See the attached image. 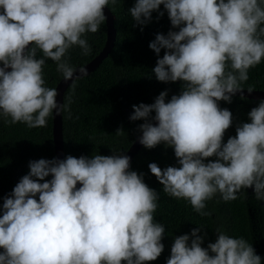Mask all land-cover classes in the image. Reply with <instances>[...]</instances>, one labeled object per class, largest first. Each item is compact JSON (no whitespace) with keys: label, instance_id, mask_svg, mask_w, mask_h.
I'll return each instance as SVG.
<instances>
[{"label":"clouds","instance_id":"1","mask_svg":"<svg viewBox=\"0 0 264 264\" xmlns=\"http://www.w3.org/2000/svg\"><path fill=\"white\" fill-rule=\"evenodd\" d=\"M108 4L0 0V116L37 128L47 125L54 110L65 109L57 103V89L44 86L43 65L51 59L66 81L72 79L74 69L63 57L73 46L89 54L82 36L99 30ZM161 5L178 31L158 33L149 43L158 57L152 72L160 82L180 81L183 87L167 102L165 90L151 104L133 105L129 120L144 121L138 126L144 148L171 147L179 166L162 169L152 162L151 174L168 196L188 201L202 216L210 215L205 202L217 193L227 202L252 188L255 199L264 201V99L226 143L233 115L218 103H232L238 92L243 98L240 84L264 59V0H136L128 10L132 27L150 23L153 12L157 20L163 17ZM130 161L123 153L29 161V172L0 207V264L157 260L165 233L153 216L159 195L143 173L130 170ZM201 229L175 237L166 264H261L253 245L219 229L215 242L202 247L207 233L199 235Z\"/></svg>","mask_w":264,"mask_h":264},{"label":"trees","instance_id":"2","mask_svg":"<svg viewBox=\"0 0 264 264\" xmlns=\"http://www.w3.org/2000/svg\"><path fill=\"white\" fill-rule=\"evenodd\" d=\"M135 2L136 0H117L116 4H112L109 0L107 7L114 16L116 29L114 45L95 70L74 79L64 92L62 104L66 107L62 111V134L65 157L72 155L79 158L83 155L90 158L97 154H125L140 133L138 126L144 122L129 120L133 113L132 106L151 104L165 90L168 93L167 102L172 95H179L182 90L180 81L164 83L156 79L152 69L156 66L158 57L149 48V43L155 39L156 34L167 35L170 29H178H172L163 5L160 6V11L165 14L159 20L156 19L158 13L153 12L150 23L132 27L134 20L128 10ZM141 27L143 31L140 30ZM82 38L90 45L89 54L84 55L79 46H73L63 57L73 69L87 63L101 50L106 39V22L100 25L96 33L87 32ZM164 52L165 49H162L159 58L163 57ZM42 57L43 53L38 50L37 58ZM248 76L249 79L240 84L241 88L264 90V59L249 69ZM62 77L57 71V63L46 59L43 65L44 86L55 88ZM259 101L260 99L234 95L232 103L218 102L221 108L229 109L233 115L232 126L224 135L225 143L229 137L236 135L237 124L250 122L247 114ZM9 121L10 117L0 116V207L3 197L10 194L21 177L29 172V161L54 158L52 114L47 118L45 127L29 128L25 123L11 124ZM121 128L123 132L118 133L117 130ZM208 159L214 160L215 157ZM152 162L162 169L179 166L174 150L164 144L153 149L142 146L130 163V170L143 173L144 182L158 192V207L153 216L156 222L165 226L161 241L164 251L157 260L148 264H166L174 238L190 235L191 230L198 227L202 228L199 235L207 233L202 247L206 248L208 243L215 242L216 230L219 229L231 237L244 238L255 249L251 215L254 209L260 215L259 227L264 246V201L256 200L254 193L242 189L237 193L236 200L227 202L217 193L205 202L203 211L210 215L202 216L188 201L170 197L163 191V186L148 168V164ZM51 178L49 176L45 179ZM251 190L253 191L252 188ZM263 255H259L262 258L261 264H264Z\"/></svg>","mask_w":264,"mask_h":264},{"label":"water","instance_id":"3","mask_svg":"<svg viewBox=\"0 0 264 264\" xmlns=\"http://www.w3.org/2000/svg\"><path fill=\"white\" fill-rule=\"evenodd\" d=\"M104 14L106 16V39L104 42L103 47L101 50L87 63L80 67L74 68V75L72 79L65 80L62 77L56 84L55 89H57V103L62 104L64 92L66 91L67 87L72 83V81L80 76L88 75L90 72L96 69V67L102 62L104 58L107 57L109 52L111 51L115 37H116V29L114 27V16L111 13L108 7L104 8ZM2 66V65H0ZM83 68L85 71L81 72L80 69ZM9 71L11 69H8ZM243 90V97H247L249 99H264V90L261 89H252L253 92L249 93L248 89L241 88ZM236 96H241V93H237ZM52 135H53V145H54V158L57 159H64V142H63V134H62V111L57 114L56 110L52 113ZM153 124H156V121H151ZM142 135L139 133L137 137L133 140L129 148L127 149L125 155L131 157V161L134 155L139 151L142 145L139 143L138 137ZM130 161V163H131ZM80 185L78 184L77 187Z\"/></svg>","mask_w":264,"mask_h":264},{"label":"rangeland","instance_id":"4","mask_svg":"<svg viewBox=\"0 0 264 264\" xmlns=\"http://www.w3.org/2000/svg\"><path fill=\"white\" fill-rule=\"evenodd\" d=\"M247 192H251L252 194L254 193L251 188L247 189ZM252 215V227H253V234L254 237L256 239V243H255V251L257 254L259 255H263L264 254V246L262 243V233L260 232V227H259V223H260V215L258 213L257 209H254L251 213ZM263 259H264V255H263Z\"/></svg>","mask_w":264,"mask_h":264}]
</instances>
